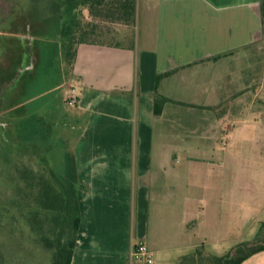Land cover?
Here are the masks:
<instances>
[{
  "label": "crops",
  "instance_id": "1",
  "mask_svg": "<svg viewBox=\"0 0 264 264\" xmlns=\"http://www.w3.org/2000/svg\"><path fill=\"white\" fill-rule=\"evenodd\" d=\"M259 2L135 0L132 27L75 45L70 264H143L130 257L139 241L151 264L199 247L221 256L264 222ZM155 94L167 99L157 115ZM241 264H264V251Z\"/></svg>",
  "mask_w": 264,
  "mask_h": 264
},
{
  "label": "rangeland",
  "instance_id": "2",
  "mask_svg": "<svg viewBox=\"0 0 264 264\" xmlns=\"http://www.w3.org/2000/svg\"><path fill=\"white\" fill-rule=\"evenodd\" d=\"M65 20L68 25L61 0H0V264H50L51 253L40 240L58 220L44 204L42 187L51 180L45 158L67 187L62 151L74 144V119L82 115L73 100L78 91L69 87ZM77 20L85 32L75 38L105 40L110 22L81 8ZM255 232H243L241 242Z\"/></svg>",
  "mask_w": 264,
  "mask_h": 264
},
{
  "label": "trees",
  "instance_id": "3",
  "mask_svg": "<svg viewBox=\"0 0 264 264\" xmlns=\"http://www.w3.org/2000/svg\"><path fill=\"white\" fill-rule=\"evenodd\" d=\"M59 6L57 5V9H60ZM61 6L69 18V24L66 25L65 20L61 29V34L65 39L63 43L64 59L69 70H71L75 58V45L84 41V39L75 38L76 34L85 32L77 20L80 8L87 9L88 14L94 19H101L110 22V24L132 27L135 23V0H61ZM75 11L76 13H74ZM259 11L261 32L264 34V0L259 2ZM166 74L168 73L158 75L156 81ZM166 101L165 97L155 94L153 101L155 115L160 113L161 107ZM46 147L44 153H47L49 145ZM63 162V181L66 182L67 187H63L57 177L53 175L45 158L48 167L47 175L51 180L44 181L45 187H42L44 188V204L47 203L54 208L56 211L54 214L58 220L51 230V235L42 237L40 240L41 245L51 253L50 264H70L80 221L73 185L76 179L74 159L70 154L64 153ZM20 173L23 178L24 172ZM261 251H264V222L259 223L252 239L236 244L221 256L211 255L199 247L193 253L180 257L177 264H241L249 256Z\"/></svg>",
  "mask_w": 264,
  "mask_h": 264
},
{
  "label": "built area",
  "instance_id": "4",
  "mask_svg": "<svg viewBox=\"0 0 264 264\" xmlns=\"http://www.w3.org/2000/svg\"><path fill=\"white\" fill-rule=\"evenodd\" d=\"M130 257L132 260L141 261L143 264L152 263V255L147 246L141 241L134 244L130 252Z\"/></svg>",
  "mask_w": 264,
  "mask_h": 264
}]
</instances>
